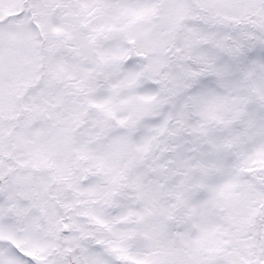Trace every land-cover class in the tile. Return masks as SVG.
<instances>
[{"label": "snow or ice", "instance_id": "1", "mask_svg": "<svg viewBox=\"0 0 264 264\" xmlns=\"http://www.w3.org/2000/svg\"><path fill=\"white\" fill-rule=\"evenodd\" d=\"M0 264H264V0H0Z\"/></svg>", "mask_w": 264, "mask_h": 264}]
</instances>
